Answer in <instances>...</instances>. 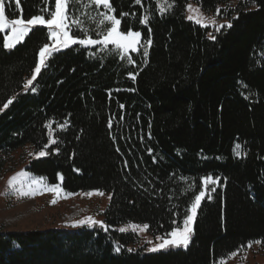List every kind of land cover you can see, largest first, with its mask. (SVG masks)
I'll use <instances>...</instances> for the list:
<instances>
[{"label": "trees", "instance_id": "16d2710c", "mask_svg": "<svg viewBox=\"0 0 264 264\" xmlns=\"http://www.w3.org/2000/svg\"><path fill=\"white\" fill-rule=\"evenodd\" d=\"M168 1L174 7L161 13L157 0H110L117 18L135 13L120 24L142 33L140 50L130 53L134 65L111 45L75 44L47 58L27 90L47 30L34 28L11 49L0 31V184L14 153L45 150L51 132L57 143L44 157L29 156L25 170L67 192L111 197L102 212L107 230L13 228L34 209L0 215V264H217L249 241L264 250V0H193L206 12L219 9L225 27L215 28L214 39L187 19L191 0ZM43 6L4 0L10 19L22 10L27 20ZM69 10L80 22L70 27L76 38L95 39L107 27L97 28L108 10L93 0L70 2ZM146 13L149 23H139ZM207 176L219 180L205 190ZM201 190L186 248L149 251L136 246V232L116 229L136 222L165 236L173 219L182 226Z\"/></svg>", "mask_w": 264, "mask_h": 264}, {"label": "snow or ice", "instance_id": "6c2138e0", "mask_svg": "<svg viewBox=\"0 0 264 264\" xmlns=\"http://www.w3.org/2000/svg\"><path fill=\"white\" fill-rule=\"evenodd\" d=\"M70 2L74 3L75 0H54V8L48 6V0H44V6L38 9L37 15L31 16V18L25 20L21 15L19 18L10 19L5 14L4 8V0H0V31H6L9 33V36H6L3 40L2 47L5 49H11L16 46L17 43H20L24 40V38L36 27H44L47 30V38L54 41V43L50 46L48 43H45L43 47L39 49V62L36 63L34 74L32 79L28 80L27 83L24 85V88L27 90L30 85H32L33 81L36 79V73H40L42 66L45 64V60L51 57L54 53L59 52L63 48H68L70 45L80 44L85 46L90 45H103L107 47L111 45L115 51V54L120 56L121 59L125 57L128 60L129 64L134 65L135 61L132 59L130 53L131 52H138L140 50L141 45V36L142 33L140 31H132L131 29L127 31H121L119 26L121 24V19L124 16L128 15H135V13H121L120 18H117L114 15L115 9L112 8L110 0H93L94 5L96 6H103L104 9H107V12L100 13V19L97 24V28L100 26L107 25L105 29H102L96 33L97 38L88 37L87 39L83 38H74L70 35V26L72 23L79 24L80 22L76 20L74 17L71 18V12L69 10ZM142 0H134L135 4H140ZM17 6H19V0H15ZM157 7L158 10L163 13L164 11V4L160 3V0H157ZM174 7V4H168V8ZM186 10L193 13H199V9H193L190 4L186 5ZM219 12V9H217ZM112 13V14H109ZM46 16L48 18H46ZM189 20H194L195 23L200 24L203 27H208V23L204 22V18L202 16H193L189 15L187 17ZM139 23L147 25L149 23V16L148 14H144L143 17L140 19ZM213 25H215V20L211 21ZM225 27V25H220L216 28L217 31L220 28ZM227 27H231V24H228ZM82 34L87 33V29L79 28L78 29ZM149 35L151 33V29H148ZM210 39H214V36H209ZM152 43L151 39H147L143 41L144 50L142 55L147 57L148 51L147 47L150 46ZM134 73H129L130 78L133 80L135 79ZM35 91L33 87L31 89ZM12 103V100L9 99L7 103L3 105V108H7L8 105ZM121 108L123 105L120 106ZM2 110V109H0ZM111 126V125H110ZM48 127V125H45ZM49 141L47 144L43 145V149L38 153H36V157H44L48 153L46 149H48L51 145L56 144L57 141L52 138L51 132L48 133ZM240 145L234 146V153L239 155ZM58 153L59 149H55ZM119 151V149H117ZM26 175V173H17L15 176L9 179L8 185L12 186L17 179L22 176ZM62 180V176L59 177ZM204 189L207 190L208 185H215L218 183L219 178L213 179L211 176L202 177ZM36 185L37 187H33ZM201 190L198 194L194 195V199L192 200L190 207L185 210V215L182 218V227L178 225L177 220L173 219L172 224L177 225L173 227L172 230L165 234L164 238L157 237V240H162V242L156 245L154 248L150 249L151 251H159L160 249L167 248L169 246L173 247H187L191 238L192 234V223L196 216L197 208L199 207L202 198L205 197L206 191ZM44 191H48L54 194L56 198H67L71 195H76V193H64L61 184L57 183L56 185H47L44 183V178L35 179L29 185L28 191H23L22 195H33L36 193L43 194ZM211 191H215V187L211 188ZM93 194L96 195H104V193L99 192L96 190L95 192H88L84 195L92 196ZM111 199V197H109ZM51 203L55 204L56 199H53ZM72 227H80V226H87V227H100L103 230H107L108 225H106L102 221H97L93 217H86L80 221L75 222L71 225ZM145 229L148 227L147 225L143 226ZM120 231H125L124 228H121ZM252 241H249L247 247L252 246ZM256 243H260V241H256ZM244 247V246H242ZM241 249H237L236 252H233L232 255L235 256Z\"/></svg>", "mask_w": 264, "mask_h": 264}, {"label": "rangeland", "instance_id": "374dc122", "mask_svg": "<svg viewBox=\"0 0 264 264\" xmlns=\"http://www.w3.org/2000/svg\"><path fill=\"white\" fill-rule=\"evenodd\" d=\"M160 3L164 4V10L169 9L168 4H171L168 0H160ZM187 4H190L193 9L198 8L199 13H193L185 10L186 16L187 17L189 15L202 16L204 18V22L208 23L209 35H212V33L215 31V28L225 23L224 20L217 19L218 8L215 11L206 12L202 9L200 3L197 1L191 0ZM213 19L215 20V25L211 23ZM3 32H5L6 34L5 37L9 36L8 32L6 31ZM70 35H72L71 32ZM87 38L88 37L83 39H87ZM53 43L54 41L50 40L48 44L51 46ZM71 46L73 45H70L69 47ZM96 46H98L100 49L106 48L103 45H90L89 47H96ZM35 75H37V73ZM32 76L29 78V80L32 79ZM35 154L36 153H34L32 147L29 146L22 148L14 153L12 165H11L13 169L6 174L3 182L0 184V215L5 216L8 213H11L12 211L20 212L21 209H23V211L28 209H34V212H30L29 214H27L26 218L23 221H21V223H18L16 227L11 224L13 228H34V227H55V226L79 228V227H72L71 225L86 217H93L95 220L103 222L102 212L104 211L109 199V196L103 191L98 190L99 192L104 193V195L102 196L93 194L90 197L84 194L88 192H95L96 190L67 192L62 188L64 193H76V195H71L68 196L67 198H56L53 193L48 191H44L43 194L36 193L27 196L22 195L21 193L23 191L29 190V185L33 180L40 178L31 175L25 170V166L28 162L29 156ZM21 172L26 173V175L20 176L12 186H9L8 185L9 179L15 176L17 173H21ZM44 183L47 185H56V184L48 183L45 179H44ZM33 187H37V186L33 185ZM53 199H56L55 204L51 203ZM71 216L72 218L70 219L69 217ZM143 226L145 225L136 222H128L116 226V229L120 230L121 228H124L125 231L136 232L138 234V240H137L138 243L136 246H144L146 250L151 251L150 249L160 244L162 240H157L156 238L158 236L154 237L150 235L147 231V228L145 229ZM191 227L193 231L194 220ZM159 237L164 238L165 236H159ZM177 248H185V247L169 246L167 248L160 249L159 251L177 249ZM217 264H264V250L261 248L259 243L253 242L251 247H245L244 249H241L235 256L231 254L227 258L220 260Z\"/></svg>", "mask_w": 264, "mask_h": 264}]
</instances>
